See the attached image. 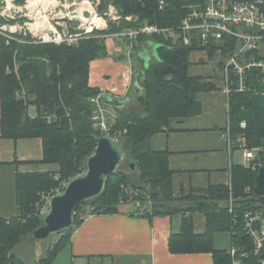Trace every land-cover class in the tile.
Wrapping results in <instances>:
<instances>
[{"label": "trees", "instance_id": "trees-1", "mask_svg": "<svg viewBox=\"0 0 264 264\" xmlns=\"http://www.w3.org/2000/svg\"><path fill=\"white\" fill-rule=\"evenodd\" d=\"M99 1V11L112 2L123 20L117 26L108 25L107 30H94L88 39L85 36L74 45L42 44L23 34H15L11 39L0 37V138L14 141L38 138L42 145L40 162L57 166L53 172L21 173L16 177L17 215L0 219V264H26L13 250L26 238L34 239L33 231L42 225L43 216L37 210L40 196L85 170L87 157L103 135L94 127L95 106L90 101L101 93L88 86V71L91 61L107 57L105 37L145 23L158 28H177L196 3V0H164L165 5L160 9V0ZM13 3L26 4L25 0H13ZM131 16L137 20H124ZM4 22L0 16V25ZM124 41L130 47L129 39L125 37ZM146 44L157 48L156 57L141 71H135L143 94L133 105L115 110L109 133L126 149L127 159L122 165L127 170L129 162L136 163L135 173L120 167L121 172L109 177L101 195L79 204L72 226L60 233L52 249L36 264L53 263L66 247L73 228L82 223L81 214H116L123 204L129 203L148 205L144 212L150 216H181L179 231L171 233L168 239L171 254H211L213 264H231L228 251L235 248L247 253L242 264L264 263V251L253 253L252 240L243 225L250 210L264 214V195L254 192L256 173L264 161V74L258 68L247 70L245 92L237 91L238 77L232 69L227 81L229 112L222 132L226 134L228 130L232 150L245 144L246 149L256 150L255 159L246 167L233 164L229 185L209 187L201 196L193 194L175 199L169 153L153 150L150 141L163 131H173L171 124L176 120L201 114V103L196 96L216 89L208 79L188 73L190 54L204 51L208 59L218 58L214 68L217 77L220 75L225 81L224 67L241 42L234 37H223L204 45L192 38L185 44L182 37L172 41L145 34L138 36L130 57L137 58ZM246 54L256 60L263 58L255 51ZM29 106L35 107L34 117L28 115ZM48 116L52 119L47 120ZM118 132L122 134L118 136ZM196 212L205 216L203 234L194 231L191 214ZM222 232L229 234L230 244L227 249L217 250L213 236Z\"/></svg>", "mask_w": 264, "mask_h": 264}, {"label": "crops", "instance_id": "crops-1", "mask_svg": "<svg viewBox=\"0 0 264 264\" xmlns=\"http://www.w3.org/2000/svg\"><path fill=\"white\" fill-rule=\"evenodd\" d=\"M27 1L25 0L24 9L30 15L34 11L39 13L40 9L44 12L42 4L36 5L34 10L28 9ZM56 4L49 3L45 7ZM21 12L22 14H18L19 19L24 21V29L32 36L35 30L44 31L49 25L48 22L44 25V18L41 20L39 16V23L36 21L30 24L28 13L23 14V11L19 10V13ZM113 36L108 35L105 38L107 57L90 62L88 86L99 89L103 96H110L125 108L133 105L135 99L143 94L135 75L156 57L157 47L146 44L139 55H136L139 59L132 68L129 61L118 59L122 57V47ZM125 53L127 55V52ZM190 55L188 73L208 79L216 85V89L196 96L201 103V114L190 119L176 120L171 124L173 131H163L153 136L150 141L153 150H165L169 153L168 167L173 172L172 194L175 199L193 194L201 196L209 187L229 185L231 166L242 165L244 160L247 161L242 145L237 148L241 150L238 157L222 132L226 128L229 111L226 83L220 79V75L217 77V69L214 68L218 58L210 60L204 51ZM108 105L110 114L115 115L114 105ZM27 112L30 117H34L35 107L29 106ZM41 158L42 145L38 138L17 141L0 138V219L8 220L17 215L15 181L18 174L55 171L37 170L45 166L40 162ZM251 161L247 162L250 164ZM147 207L148 205L145 207L137 203L123 204L119 213L94 214L85 218L79 226L73 228L67 242L71 262L213 264L211 254H171L168 239L171 233L179 231L181 216H150L144 212ZM191 219L195 233L203 234L206 230L205 216L196 212L191 214ZM213 240L217 250L229 247V234L226 232L216 233Z\"/></svg>", "mask_w": 264, "mask_h": 264}, {"label": "built area", "instance_id": "built-area-1", "mask_svg": "<svg viewBox=\"0 0 264 264\" xmlns=\"http://www.w3.org/2000/svg\"><path fill=\"white\" fill-rule=\"evenodd\" d=\"M264 0H256L254 3L236 4L231 0H196V3L190 7L188 15L184 18L177 28H158L154 25L143 24L139 28L128 29L125 33H121L123 37L129 39V41L137 40L140 35H155L157 37L163 36L166 40H172L181 38L185 44H188L192 38H197L202 44H208L211 40L217 41L223 37H234L241 42V45L233 53V56L227 61L224 69L225 83L227 93L230 92V83H228V77L230 70L238 77L237 91L245 92L248 90L245 82V73L251 68L261 69V73L264 74V60H256L254 56L246 53L258 52L261 55L264 51V12H260V4ZM165 5L164 0L159 1V8L162 9ZM109 17L111 21L121 20L122 16L118 13L117 9L113 6L110 7ZM126 21L131 22L137 20L134 17H125ZM88 22V21H87ZM90 25L95 27V24ZM88 24H86L88 26ZM7 29L0 28V35H6L3 33ZM10 32L12 30L9 28ZM87 31H92V27ZM88 33V32H87ZM79 36L77 35H62L61 32L55 29L53 33H46L39 37L38 42L42 44L52 43L60 45L66 43L71 45L77 42ZM240 61H243L241 64ZM264 82V78H263ZM103 95H97L90 99L94 104L95 110L92 114V120L94 127L99 129L103 135H110L111 124L109 123V115L106 109L108 103L104 101ZM115 119V115H113ZM52 118L48 116L47 120ZM243 125V124H242ZM244 126V125H243ZM165 130V129H164ZM125 133V132H124ZM122 132H118L120 136ZM228 145L230 146V140L228 136V130L224 134ZM117 139V138H116ZM245 144H242L244 147ZM254 149L243 148V154L246 160H254ZM264 151V147L262 149ZM264 164V161H263ZM66 183H62L58 188L50 190L48 193H43L40 196L39 203L37 204V210L40 216L45 217L49 211L50 199L53 195L64 191ZM88 213L81 214V219L87 218ZM244 230L247 237L252 240L253 253L259 254L264 251V214L260 211L250 210L247 212L243 219ZM228 253L231 255V264H242V259L246 257L245 251L239 249L230 248ZM262 264H264L262 262Z\"/></svg>", "mask_w": 264, "mask_h": 264}, {"label": "rangeland", "instance_id": "rangeland-1", "mask_svg": "<svg viewBox=\"0 0 264 264\" xmlns=\"http://www.w3.org/2000/svg\"><path fill=\"white\" fill-rule=\"evenodd\" d=\"M50 1H52L54 4H56L57 2V4L53 5L54 7L52 5H50L49 7H45V5L49 3L47 2L36 3L38 5L40 4L44 5L43 6L44 12H42L40 9L39 13H36V11H34L30 15L24 9V6L26 4L23 6H19V5L15 6V3H13V0L12 1L0 0V16L5 19V22L2 25H0V28L7 29L3 32L6 35H0V37L4 36L6 39H11L13 38V35L15 34L16 35L23 34V36H30L33 40L38 42V39L41 35L46 34V33H53V31L55 32V29H56L57 31L61 32L62 35H66V36L67 35H70V36L77 35V37L79 36V38L81 39H84V37L86 36V38L88 39L89 35H91L94 30H98V31L107 30L108 25L112 24V25L117 26V24H119V22L123 20L121 19V20L111 21L108 14L110 12L109 9L111 6L115 8L112 2L107 3L104 9H102V11H99V8L101 6V3L99 0H54L56 2H54L53 0H50ZM35 6L34 8H36ZM19 10L23 11V14L28 13V17H29L28 23L31 24L33 22L38 21L39 19L37 20V18L39 16L41 20L44 18L43 20L46 22V23L44 22V25L45 24L47 25V22L49 25L45 27L44 31H41L40 29L35 30L32 36V34H29V32H26V30L24 29L25 28L24 21H21L18 16V14H22V12L19 13ZM31 10H34V9H31ZM15 19H17V21L19 20V22L15 21ZM94 19H96L97 22H94L93 21ZM88 20L92 21L94 24L96 23L95 27L91 25L92 31H87L88 28L86 25L87 23H85V21L87 22ZM14 22L15 23L17 22V23L15 24ZM9 28L12 30V33L10 32ZM126 31L127 30L123 31V33H125ZM111 35H114L113 36L114 39H118L122 47L121 56L124 57V62L129 61L131 67L133 68L135 63H137L138 61H136L137 60L136 57H130V54L132 52V47L136 40L135 41L131 40L130 47H127V43L124 41L125 37H123L121 33L111 34ZM75 43L76 42H74L71 45H74ZM125 52H127V55ZM262 53L263 54L262 55L260 54V56L261 58L263 57L262 59L264 60V51ZM222 76H223V79H225V73ZM105 107L108 111L109 123L113 124L115 119L110 114L111 112L110 107L109 105H106ZM255 151L256 150H253V153H255ZM233 153L239 157L241 155L240 154L241 150L235 149ZM247 161L244 160L242 165L247 166L249 164V162ZM56 168H57L56 165L49 164V165L43 166V168H37V170L49 171L52 169L56 170ZM121 169H123L124 171H127L123 165L121 166ZM59 238H60V234H53L43 241H38V240L36 241L35 239H32V238H26L25 240H23L22 243L18 245V247H16L13 250V252L18 259L22 260L26 264H36L38 263L40 258H43L46 256L47 252L50 249H52V247L58 241ZM52 264H83V263H79V262L72 263L71 262V258L69 254V247L66 245V247L56 256Z\"/></svg>", "mask_w": 264, "mask_h": 264}, {"label": "water", "instance_id": "water-1", "mask_svg": "<svg viewBox=\"0 0 264 264\" xmlns=\"http://www.w3.org/2000/svg\"><path fill=\"white\" fill-rule=\"evenodd\" d=\"M231 1L236 4H252L256 0ZM259 11L264 12V2L260 4ZM103 99L113 104L115 110L123 108V104L108 95H104ZM96 144L94 151L87 157L85 170L71 177L64 191L51 197L49 211L43 218L42 225L32 233L36 241H43L53 234H60L72 226L75 210L79 204L90 202L101 195L106 189L109 177L121 172L120 167L127 159L123 144L107 134L99 137ZM126 168L134 174L136 163L129 162ZM254 182L255 194L264 195V164L257 170Z\"/></svg>", "mask_w": 264, "mask_h": 264}, {"label": "bare ground", "instance_id": "bare-ground-1", "mask_svg": "<svg viewBox=\"0 0 264 264\" xmlns=\"http://www.w3.org/2000/svg\"><path fill=\"white\" fill-rule=\"evenodd\" d=\"M40 2H41V3H45V2H47V3H53V2L50 1V0H28V1H27V8L30 9V10H31V9H34V6H35V5H38V4H36V3H40ZM88 21H90V20H88ZM93 21H94V22H97L96 19H94ZM85 23L88 24V23H90V22H86V21H85ZM91 24H94V23L92 22ZM33 26H34V25H32V27H33ZM34 27H35V26H34ZM90 27H92V26H91L90 24H88L87 28L90 29Z\"/></svg>", "mask_w": 264, "mask_h": 264}]
</instances>
